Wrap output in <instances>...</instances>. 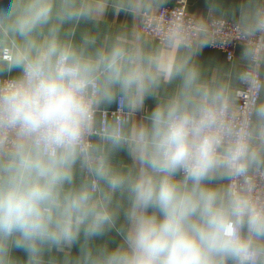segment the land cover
<instances>
[{
	"label": "clouds",
	"instance_id": "9594fccd",
	"mask_svg": "<svg viewBox=\"0 0 264 264\" xmlns=\"http://www.w3.org/2000/svg\"><path fill=\"white\" fill-rule=\"evenodd\" d=\"M165 3L0 0V264H264V0L212 75L203 18L101 30Z\"/></svg>",
	"mask_w": 264,
	"mask_h": 264
},
{
	"label": "built area",
	"instance_id": "2783aa9c",
	"mask_svg": "<svg viewBox=\"0 0 264 264\" xmlns=\"http://www.w3.org/2000/svg\"><path fill=\"white\" fill-rule=\"evenodd\" d=\"M176 16L183 18L185 22L200 20L188 11L187 0H178L174 6L161 7L155 19L137 20L136 30L147 31L149 38L154 39L152 30L157 27L166 28L170 20ZM208 23L210 25L208 33V39L211 41L210 47L223 51L227 59L233 61L236 49L241 45L233 32V21L214 16L208 20ZM237 96L240 98L237 107L242 111L246 106L247 94L239 90Z\"/></svg>",
	"mask_w": 264,
	"mask_h": 264
},
{
	"label": "crops",
	"instance_id": "0c3cea01",
	"mask_svg": "<svg viewBox=\"0 0 264 264\" xmlns=\"http://www.w3.org/2000/svg\"><path fill=\"white\" fill-rule=\"evenodd\" d=\"M177 2L178 0H166V3L163 6H174ZM4 3H7V0H4ZM206 3L207 0H187L188 11L197 18L199 19L203 18L208 21L209 18L206 9ZM236 3H238V0H223L224 8L226 10L230 9L231 6ZM215 17L232 20L230 14L227 13L223 16L217 14ZM124 25H127L129 29L132 28L136 29L137 20L134 21L130 17H125L124 14H120V16H115L112 12H109L106 23L101 25V30L116 31L117 29L121 28ZM152 40L153 42H156L155 39ZM240 51H241V45L236 49L234 60L229 61L223 51L212 48L209 45L203 48L202 51L195 57V59L201 65V68L205 71L207 75H212L218 66L220 65H223L224 67L230 66L235 60L238 59V54ZM238 91L239 90H237L236 95ZM153 103L154 102L152 100H148L146 103V107L148 109H151ZM119 159L123 160L125 163L129 162L128 157L123 153L120 154ZM17 255L23 256V253H17Z\"/></svg>",
	"mask_w": 264,
	"mask_h": 264
}]
</instances>
